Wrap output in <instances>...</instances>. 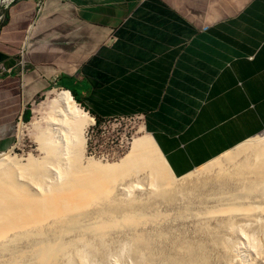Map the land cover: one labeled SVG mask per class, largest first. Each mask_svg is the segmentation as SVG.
Returning a JSON list of instances; mask_svg holds the SVG:
<instances>
[{"label": "crops", "instance_id": "1", "mask_svg": "<svg viewBox=\"0 0 264 264\" xmlns=\"http://www.w3.org/2000/svg\"><path fill=\"white\" fill-rule=\"evenodd\" d=\"M0 13V154L15 118L63 85L98 122L137 119L177 178L264 133V0H13Z\"/></svg>", "mask_w": 264, "mask_h": 264}, {"label": "bare ground", "instance_id": "2", "mask_svg": "<svg viewBox=\"0 0 264 264\" xmlns=\"http://www.w3.org/2000/svg\"><path fill=\"white\" fill-rule=\"evenodd\" d=\"M32 113L27 129L18 123L17 137L28 130L37 155L0 154V264H119L105 247L114 234L127 237L125 248L136 253L137 264H210L214 247L235 259L243 244L247 253L263 255L264 138L177 178L143 126L119 160L87 157L95 120L67 90H52ZM137 191L144 196L134 197ZM156 203L174 207L177 218L194 217L200 236L186 240L181 229L177 235L161 226L167 218L152 209ZM213 218L214 233L208 230ZM252 221L262 223V239L255 230L246 233Z\"/></svg>", "mask_w": 264, "mask_h": 264}, {"label": "rangeland", "instance_id": "3", "mask_svg": "<svg viewBox=\"0 0 264 264\" xmlns=\"http://www.w3.org/2000/svg\"><path fill=\"white\" fill-rule=\"evenodd\" d=\"M52 89H55V90L59 89L60 90L63 88L49 87L41 96H39L38 98H36L34 101L30 102L27 105V110L30 112V117L28 120L25 121L23 118H20L19 120H17V118H15V120H14V125H13L14 130H13V138H12V146L13 145L14 146L11 149H13L12 154H14V156H18L19 159L20 158H22V160L26 159L28 154H32L34 156H35V154L37 155V153L35 152L36 151V144L32 141V138L30 137L29 132L26 129L29 127V124L32 121V118H33L32 112H33L34 107L39 105L40 103L46 102L50 97V92L52 91ZM19 122H22L23 123L22 125L26 127V129L25 128L22 129L20 138L17 137V136H19V124H20ZM140 126H141V124H139V122L136 119H132V118L115 119V120L110 119V120H107L104 122H100V121L96 122V120H95V123L88 128V132H87V138H88L87 141L88 142H87V154H86V156L89 158L96 159V160H102V161L111 162V163L119 160L120 158L126 156L130 152L131 143L135 139V137H137V134H138L137 129ZM259 137L264 138V133L262 135H260ZM197 171L198 170L193 172L191 174V176L195 175L197 173ZM144 192L145 191L134 192L133 196L134 197H139V196L143 197L145 194ZM242 201L243 202H241V204H243L245 207L248 206L247 202L250 204L249 207L255 206V205H253L252 202H249L252 200H249V201L242 200ZM244 201H247V202H244ZM179 204L180 203L177 202L176 206H178ZM176 206H175V208H176ZM167 207L168 206H165V205L163 206V204H161V203H156L154 206H152L153 210H155V209L159 210L158 212H160V214L162 213V215L167 218L162 222L161 226L164 224V226L166 228L168 227V228H170V230L172 229L175 234H177L178 230L181 229V230H179V234L180 235L184 234L183 237L186 240H193V238H196V236L197 237L200 236L199 232L196 233L194 231V230H196L195 229L196 223H194L195 222L194 217L190 218L191 215L190 216L187 215L186 217H183L185 219L177 218V216L175 214L176 209H173L174 207H168V208ZM215 220H216L215 218H213L212 220L210 219L209 220L210 222L208 223V226H209L208 230L213 231L212 233H214L216 231V229H213V228H217L216 226H218L217 225L218 220H216V221ZM252 222H254V221H252ZM249 223L250 224L246 225L247 228H246V226H244V229L247 231L246 233L251 235L252 231L254 233V230H255L254 235L257 234L256 236L262 239L263 234L261 232V227H259L262 225V223L261 222H258V223L254 222L253 224H251V222H249ZM175 225H177V226H175ZM192 227H194V228H192ZM210 227H212L213 230ZM256 229H257V232H256ZM258 229L260 230L259 233H258V231H259ZM170 232H172V231H170ZM250 232H251V234H250ZM193 233H195L197 235H195ZM172 234H173V232H172ZM179 234H177V235H179ZM192 235H194V236L191 237ZM218 237H219V234L216 233L214 238L217 239ZM263 239H264V237H263ZM240 241L242 243L246 244L245 240L240 239ZM126 243H127V237L126 236L114 234L111 236L110 239H108L106 241L105 247L107 250L110 249V253H109V255L111 254L110 256L117 257V260H118L117 262L119 264H129V263L130 264H137L136 253L134 251L128 249V248H125ZM214 248L212 250L213 255H212V259L210 260V264H259V263L261 264V262H259V261H262V264L264 263L263 258H262V257H264L263 256L264 251H262L263 255H261V253H260L259 256L255 255V253L250 251L252 253V255L254 254V256L251 255L252 256L251 257V256H249V254H251V253L249 251H248L249 253H247V249H245V248H247V246L246 245L244 246V244L242 245L241 250H238V251H240L242 253L245 252V253L240 254L238 252L239 255L238 254L236 255V256H238V258L237 257L235 259L233 258L234 260L229 259L227 254L224 253V251H220L219 246H217L218 250L216 249V247H214ZM214 250H216V252H214ZM217 251L219 252V254H216V253H218ZM113 253H114V255H113ZM220 254H223V255L221 256ZM224 255L226 256V257H224V258H226V261L223 258ZM240 255L242 256V259H241ZM255 256H257V257H255ZM227 258L229 259V261ZM253 258H257V259H253ZM253 260H254V262H253ZM94 261L98 262V259L96 258ZM105 264H114V260L108 259V262H106Z\"/></svg>", "mask_w": 264, "mask_h": 264}, {"label": "trees", "instance_id": "4", "mask_svg": "<svg viewBox=\"0 0 264 264\" xmlns=\"http://www.w3.org/2000/svg\"><path fill=\"white\" fill-rule=\"evenodd\" d=\"M63 87V89H65V90H68V91H70V93H71V95L73 96V98H74V100L79 104V101H78V99L73 95V93L71 92V90L70 89H68L65 85H63L62 86ZM29 117H30V112L29 111H27L26 113H25V115H24V120L26 121V120H28L29 119ZM96 122H98V120L96 121Z\"/></svg>", "mask_w": 264, "mask_h": 264}, {"label": "built area", "instance_id": "5", "mask_svg": "<svg viewBox=\"0 0 264 264\" xmlns=\"http://www.w3.org/2000/svg\"><path fill=\"white\" fill-rule=\"evenodd\" d=\"M8 1H13V0H0V5L3 3H7ZM40 6H39V10H40ZM3 19V14L0 13V21ZM137 120V119H136Z\"/></svg>", "mask_w": 264, "mask_h": 264}]
</instances>
